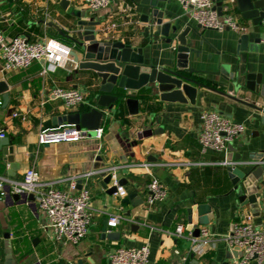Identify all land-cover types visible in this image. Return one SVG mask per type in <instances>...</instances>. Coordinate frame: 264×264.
Here are the masks:
<instances>
[{
	"label": "crops",
	"instance_id": "1",
	"mask_svg": "<svg viewBox=\"0 0 264 264\" xmlns=\"http://www.w3.org/2000/svg\"><path fill=\"white\" fill-rule=\"evenodd\" d=\"M63 1L0 0V30L7 39L23 36L31 42L54 40L70 50V56L56 61L53 70L47 69L48 63L36 61L26 70L5 74L0 60V82L8 85L10 94L7 104L0 95V133L6 136L0 138V148L3 144L14 148L13 164L6 161L0 149V176L22 181L24 173L34 169L42 182L56 189L73 194L88 189L92 221L88 236L79 245L56 243L51 231L44 228L47 219L32 195L0 196V264H78L79 260L84 264H110L109 256L117 249L145 245L150 249L148 264H235L240 252L226 238L233 226L248 216L255 226L264 227V182L260 183L255 207L240 200L243 189L233 184L228 167L222 165L226 156L203 153L200 148L201 116L214 111L245 126L244 135L229 147L228 155L234 162L248 165L264 161V99L246 90H229L231 81L223 76L199 74L196 77L203 86L199 87L194 105L163 102L149 84L142 91L124 92L138 96L137 115H130L126 104L119 107L115 103L112 110L98 107L100 79L93 71L81 70L72 56L76 53L83 60L77 45L81 21L99 22L95 28L97 41H121L143 48L144 61L149 66L174 69L177 44L168 45L164 38L154 44L152 36L145 37L149 24L142 17L150 13V8L141 6V0H113L109 10L97 12L87 9L83 0H67L69 5L64 9ZM159 6L174 13L165 17V22L172 21L180 30L188 23L197 26L188 22L178 0ZM233 13L241 30L201 29L209 44H197L202 56L193 66L211 72L221 69L228 78L237 74L244 84L246 75L264 74V27L243 19L238 3ZM243 35L249 36L246 50L239 49ZM58 87L83 92L86 102L77 109H68L51 96ZM92 108L105 113L101 140L88 133L78 142L40 145L44 129L66 125L64 117L85 114ZM145 164L149 169L142 167ZM249 166L240 168L248 171L253 167ZM110 167H116L127 198L111 192L113 183L107 184L103 173L83 177ZM152 178L166 187L168 198L149 207L145 203L146 189ZM72 182L75 190L71 189ZM130 196L132 199L126 203ZM196 205H209L213 215L208 225H199L214 235L212 249L202 257L192 253L188 236V210ZM117 215L123 217L121 224L108 227V219ZM179 225L185 227L181 238L170 234Z\"/></svg>",
	"mask_w": 264,
	"mask_h": 264
},
{
	"label": "built area",
	"instance_id": "2",
	"mask_svg": "<svg viewBox=\"0 0 264 264\" xmlns=\"http://www.w3.org/2000/svg\"><path fill=\"white\" fill-rule=\"evenodd\" d=\"M186 10L189 21L196 23L203 29L224 32L225 30H241V26L233 11L237 0H225L222 4V15L216 9L215 0H178ZM84 6L90 11L97 12L109 10L113 0H83ZM114 26V25H113ZM264 27V22L262 24ZM264 51V34L261 39ZM70 56V50L62 47L54 40L44 42H31L26 37L18 36L7 39L0 30V60L2 61L1 72L12 73L30 68L36 61H44L49 64L48 70H53L54 63ZM54 100L62 101L68 109H77L86 102V95L77 89L55 88L51 91ZM1 105V102H0ZM17 116V115H15ZM243 124L234 123L224 115L206 111L201 116V127L198 142L203 153H217L226 156L222 163L225 167H239L244 163L228 160L230 145L242 137L245 133ZM89 132L78 126L63 125L59 128L44 129L39 136L40 145L56 144L62 142H78ZM95 137L101 140L104 129L100 127L94 131ZM5 133H0L4 139ZM183 165V164H178ZM248 165L263 166L264 161H255ZM149 169V165H142ZM103 173L111 175V183L116 188L115 193L119 198H127L128 192L121 184L116 175V167L86 174L83 177ZM9 185V190L6 189ZM71 189L75 190V182L71 183ZM10 195H32L39 210L47 219L46 230L51 231V239L56 243L64 245H79L89 233L91 225V192L82 189L80 193L73 194L53 187L51 183L41 181L39 173L29 169L24 173L22 181H12L0 176V196ZM168 198L166 187L156 178H152L146 189L145 203L154 207ZM122 216H112L107 225L117 228ZM199 237H194L189 231V240L192 243L191 251L197 257H202L213 247L214 235L205 226L199 228ZM172 236L181 238L185 235V227L179 225ZM226 241L241 253L235 264H250L256 261L264 264V227H257L248 216L244 221L236 223ZM150 249L147 245L140 248L122 247L109 256L110 264H148Z\"/></svg>",
	"mask_w": 264,
	"mask_h": 264
},
{
	"label": "water",
	"instance_id": "3",
	"mask_svg": "<svg viewBox=\"0 0 264 264\" xmlns=\"http://www.w3.org/2000/svg\"><path fill=\"white\" fill-rule=\"evenodd\" d=\"M225 0H215L216 9L222 15V4ZM160 3H168V0H141L140 5L150 8V13L142 17L143 22L149 24L146 29L145 37L152 36L153 43L157 44L164 38V43L171 45L177 44L174 48L177 61L174 69L159 68L152 65H146L143 56V48L133 47L131 44H125L121 41L117 42H100L96 37V26L99 22L81 21L78 24L77 45L83 54V60L79 59L76 53H73L74 61L81 70H90L97 74L100 79L99 93L102 94L97 101V106L102 108L113 109L119 96L125 91H140L152 84L151 89L159 93L160 100L163 102L196 103L198 90L203 83L199 74L219 75L231 81L229 90L249 91L255 93L264 99V74L254 75L248 74L245 83L239 81L238 75H231L230 78L222 75L221 69L217 72L202 71L196 69L193 64L201 61L202 50L197 48L209 42L203 37L200 30L201 26H187L180 30L172 21L165 22V17L174 15L173 12L165 11L160 8ZM238 10L243 19L252 21L255 26H262L264 22V0H237ZM69 3L64 0L61 6L66 9ZM83 13V18H85ZM191 33L194 36H191ZM199 38V40H197ZM248 35H243L240 40V50L248 48ZM9 87L5 82H0V95L3 102L8 103L10 94ZM126 94V93H125ZM128 98L125 103L130 115L134 116L139 113V100L126 94ZM105 117V113L98 108H92L88 113L70 114L63 118L66 125L78 126L87 130L91 135L100 128ZM6 161L13 164L14 148L3 144ZM228 160L233 158L228 155ZM249 166V165H241ZM239 167H229V176L236 187H241L244 195L240 200H247V203L253 207L257 204L260 183L264 182V165L253 166L246 171ZM250 167V166H249ZM12 170H16V166L12 165ZM112 176H106V183L109 184ZM79 184L82 185L83 180L80 179ZM111 192L116 193L115 187ZM132 199L130 196L126 199L128 203ZM213 218L209 205H196L188 210V231H192L194 237H199V225H208ZM120 238V234H117ZM241 257V253L239 254ZM194 257V255H192ZM238 257V258H239ZM198 264V261H195ZM78 264H84L82 260ZM229 264V263H224Z\"/></svg>",
	"mask_w": 264,
	"mask_h": 264
},
{
	"label": "trees",
	"instance_id": "4",
	"mask_svg": "<svg viewBox=\"0 0 264 264\" xmlns=\"http://www.w3.org/2000/svg\"><path fill=\"white\" fill-rule=\"evenodd\" d=\"M141 91H142V90H141ZM147 95H148V94H147ZM127 98H128V96H126L125 93L121 94V95L119 96L118 100L116 101L117 106L121 107V106L125 105V104H126L125 101H126ZM133 98L139 99L138 96L133 97ZM204 256H205V255H204Z\"/></svg>",
	"mask_w": 264,
	"mask_h": 264
}]
</instances>
